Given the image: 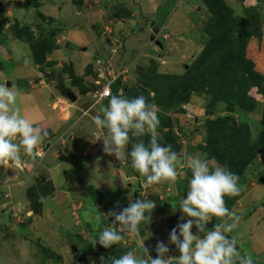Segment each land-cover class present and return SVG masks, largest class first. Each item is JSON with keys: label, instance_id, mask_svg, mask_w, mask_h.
<instances>
[{"label": "rangeland", "instance_id": "obj_1", "mask_svg": "<svg viewBox=\"0 0 264 264\" xmlns=\"http://www.w3.org/2000/svg\"><path fill=\"white\" fill-rule=\"evenodd\" d=\"M224 1L222 6L228 8L218 4L210 9L203 0H34L33 8L28 9V0H0V73H4L0 83L9 79L5 82L8 86L12 77L26 73V66L38 63L35 71L39 76L34 87H30L35 96L18 98L21 112L23 110L27 118L34 114L35 119L31 121L34 124L38 119L43 120V112L51 113L48 103L55 100L56 94L63 98L65 87L75 92L79 96V102L74 104L79 103V125L61 141L69 148V140L76 136L70 150L75 147L82 150L87 149L94 136L100 140L104 137L105 130L96 126L93 118L108 102L97 104L88 116L81 117L82 110L94 105L92 92L98 89L96 81L102 74L109 78V71L118 73L117 70L127 69L121 76L125 78L123 95L129 98L143 95L156 105L159 117L156 134L161 144L171 145L185 157L194 154L206 159L212 167H227L242 146L236 142L238 139H245L251 146L264 131V95L248 81L247 63L242 60L243 34L260 19V14L264 18L261 11L264 0ZM164 13L167 17L162 16ZM49 17L52 19H47ZM15 26L18 30L12 31ZM156 28L162 32L154 38ZM40 42L47 48L53 44L52 50L42 53L38 49ZM22 56L28 59L27 63ZM48 58L52 60L47 61ZM76 58L79 64L75 71L70 62L75 64ZM8 60L19 64V68L13 69ZM22 63H26L24 68ZM78 71L79 78L75 77ZM69 77L72 81H67ZM224 97L238 98V103L228 105ZM62 111L66 115L67 110ZM217 123L222 131L218 138L211 139L208 125L213 127ZM150 138L148 135L142 139L147 143ZM50 142L53 150L44 161L32 162L31 168L36 162L46 163L53 168V175L65 172L66 177L62 178L72 180L82 189L76 192L77 196L64 195L73 198L68 204L73 226H70V215L61 218V205L52 200L47 203L52 204L50 211L52 215L55 213L54 219L49 214L44 216V196H50L57 188L66 189L68 185L60 186L57 182L54 189L45 192L41 189L44 186L41 177L48 178L51 173L47 175L39 168L41 174L31 187L26 206L14 208L7 199L6 213L0 221V264H102V256L110 260L133 249L142 257L145 255L143 245L149 255L156 258L159 241L169 246L170 257L181 255L176 246L169 243V236L178 223L184 222L178 202L186 196L191 179V171L186 166L178 170L175 182L147 185L132 168L130 157L126 155L120 161L115 155H106L98 143L91 151L99 152L94 157L96 161L84 168L78 179L75 172H79V164L83 162L61 165L62 159L55 156L53 140ZM130 151L131 144L125 152ZM24 159L32 158L24 156ZM112 160L118 163L116 170L120 168L125 172L124 176L117 173L118 176L109 178L102 189L97 188L103 177L113 171ZM84 164L87 165L86 160ZM6 166L12 168L0 164V176L11 175L14 170L21 176L13 164ZM86 169H92L90 175L87 171L85 174ZM234 173L240 177V191L236 196H226L225 203L239 220L237 227L227 235L237 240L241 255L250 256L255 264H264V148L260 146ZM94 178L102 179L95 184ZM85 183H92L94 188L86 187ZM46 185L50 187L51 183ZM8 190L12 188H0V197ZM129 198L133 202L136 199L155 202L152 223L142 226L137 234H125L119 245L108 249L98 243L94 246L103 228L113 227L115 218L110 213L127 207ZM1 213L0 210V216ZM193 233L199 235L195 227ZM71 238L76 240L77 252Z\"/></svg>", "mask_w": 264, "mask_h": 264}, {"label": "clouds", "instance_id": "obj_2", "mask_svg": "<svg viewBox=\"0 0 264 264\" xmlns=\"http://www.w3.org/2000/svg\"><path fill=\"white\" fill-rule=\"evenodd\" d=\"M156 30L159 34L162 32L160 28ZM155 35L157 33L154 32V38ZM70 63L76 71L78 65ZM117 72L109 71V78L101 75L96 81L97 91L92 92L94 105L82 110L81 115L88 116L97 104L100 106L108 102L93 118L95 125L105 130L102 139L104 152L115 155L120 161L126 155L130 157L132 168L144 178L147 185L175 182L178 170L185 166L191 171V179L186 196L178 202V210L182 212L181 220L184 222L178 223L169 236V243L175 245L181 253L178 258L170 257L169 246L164 241H159L155 248L156 258H152L143 245L145 255L142 257H138L133 249L110 260L102 256V264H255L250 256L241 255L237 240L227 235L237 227L239 217L226 206L225 197L239 194V175L226 166L212 167L206 159L194 154L185 157L174 151L171 145L161 144L156 134L159 125L156 105L143 95L133 98L123 95L126 90L123 87L125 78L121 76L128 70ZM69 79L67 81H72L70 77ZM110 82L112 94L97 103L94 95ZM115 85L119 86L118 94L113 93ZM65 88V98L68 92L76 95ZM78 99L77 96V101L71 102L67 98L72 104L77 103ZM48 135L47 131L42 132L40 127L34 126L22 115L14 88L0 84V164L6 166L11 163L22 168L24 156L42 158L38 147ZM148 135L151 138L146 143L142 138ZM129 144L131 151L126 153ZM44 152L43 150L42 153ZM129 199L127 207L110 213L115 218L113 227L105 226L94 240V246L98 243L108 249L119 245L125 239V234H137L142 226L152 223L155 202L150 199H136L133 202ZM213 218H218L221 222L209 228ZM193 227L199 235L193 233Z\"/></svg>", "mask_w": 264, "mask_h": 264}, {"label": "crops", "instance_id": "obj_3", "mask_svg": "<svg viewBox=\"0 0 264 264\" xmlns=\"http://www.w3.org/2000/svg\"><path fill=\"white\" fill-rule=\"evenodd\" d=\"M261 11H263V13L262 12L261 13L264 14V9H262ZM260 32H261L260 33L261 37L259 38V40H256V38H255V40L257 41L256 42V48L257 49H253L252 51H250V57L254 63V67H253L254 73L256 75H260V76L264 77V23H262V25L260 27ZM22 57H23V60H26V63H27L28 59L26 57L24 58V56H22ZM9 58H12V57H9ZM19 58L21 60L20 55H19ZM76 59H77V61L75 63V66H77L79 64V61H78L79 59L78 58H76ZM48 60L51 61L52 58H48ZM17 61L20 62L18 59H17ZM8 62H9V64H11L13 69L19 68V64H17L16 62H13L10 60H8ZM26 63H22L21 67L24 68L25 67L24 64H26ZM33 64H32V67H31V65L29 67H27V66L25 67L26 73L23 74L22 76H20V77L14 76L12 78L10 77L11 80H13V81L10 82L8 84V86L9 87L11 86L14 88V90L18 94V98H21V96H23V99H28V98L35 96L34 91H31L30 87L31 86L34 87V82L36 81V77H37V75L39 76V74H36V71H35L36 69H38V66H36L35 64L33 65ZM60 64H61V62H59V65ZM0 66H2L1 61H0ZM4 71H6V70H4ZM3 76H4V73H0V79ZM76 76L77 77L79 76V71L76 73ZM21 77H24V78H22V81H20V79H19ZM8 80L9 79L2 80L0 84H5V82ZM15 81L17 82V84L15 85L16 87H14V85H13V82H15ZM63 84H64V82H63ZM46 86L49 87L48 85H46ZM56 96H57L56 98L53 97L55 99L53 102L48 103L49 110H51V113H48L44 109H41V111L42 110L45 111V112L42 111L43 112V117H42L43 120L39 121V119H38L35 124L33 123L34 126L40 127L42 129V132L44 130H47L48 133L50 132V134L44 138L43 142L38 147L39 153L42 154L43 150L45 151L43 154V157L41 159L37 157L36 159H31V160L30 159L26 160L23 157V167L17 168L14 166L21 173V176H19V177H18V171L17 170H14L11 173V175L0 176V188H2V187H7L8 189L12 188V191L8 190V191L4 192L2 197H0V210L2 212L1 213L2 216H0V221L3 220L2 219L3 214L6 213L5 207H6L7 199L11 201L14 208L18 209L21 206H26L25 205L27 203L26 200H28V196H29V192L31 191V187H33V185L35 184L37 176L39 174H41L39 172V168L41 169V171L43 173H46L47 175H48V173H51L50 177H48V178L40 176L41 178H43L42 180H43L44 186L46 183H51V187H53V185L56 186L57 182L59 184H61L60 186H62V185L64 186L65 184L68 185L66 189H64L63 187L57 188L54 192L52 190V194L50 196H44V199H43L44 216L47 217V215L49 214L50 217H52L54 219L55 213L52 215L51 211H50L51 210L50 207L52 204L47 203L48 200L49 201L52 200V203L56 202L57 204L61 205V209H62L61 216L62 217L61 216L60 217L63 218L65 215L68 214V215H70L69 218L71 219L72 214H70V210H69L71 205L68 206V204L73 202V198L71 197V199H69V198L64 197V195H65V193H67V194H70V196H72V195L77 196L76 192H79V189H81V188L77 185V183L76 184L72 183L71 182L72 180L63 179L62 177H63V175L65 176V174H64L65 172H63V174H57L56 173L57 175H55V173H54V175H53V173H52L53 168H51L48 164L43 163V162L42 163L36 162V166L34 168H31V166H32L31 164H32V162H34L37 159L43 160L44 158L47 157L48 152L50 150H53V146L50 142L51 140H53L54 147H55L54 149H56V152H55L56 155L55 156L59 159H62L61 165H63V164L69 165V163L76 164L79 161H81V162H83L85 160L87 161V165L84 164L83 168L81 170H79V172H75V175L78 174L76 176H78V179H79V175H81V172L82 173L84 172L83 171L84 168H87L88 165H90L96 161V159L94 157L99 152H94V153L92 152L91 153V151L95 150L94 146L98 145V143H99V146H102L101 149L104 148L103 140L102 139L100 140L97 136H94V139H92V141H90V143L86 147L87 149L79 150V147H75V149H73L72 151L70 150L71 145H73V141L75 139H77L76 136H73L72 139L69 140V144H70L69 148H66L65 146H63L64 145L63 139H65L64 136L68 135L70 132L74 131L75 128L77 127V125H79V115H78L79 103L77 104V106H75L74 104L70 103V101H68L67 98H65L64 96H63V98L59 97L58 94H56ZM78 102H79V99H78ZM55 105H58L59 107L56 109ZM62 110H65V111L67 110L66 115H64V112ZM26 113L28 114L29 112H26ZM22 115H24L26 117L23 110H22ZM86 116H84V117H86ZM33 117H34V114H32L28 119L30 121H33L35 119V117H34V119H33ZM81 117H83V116H81ZM72 120H73V122H72ZM61 140H63V141H61ZM99 140H100V142H98ZM94 142H97V143H94ZM44 145H47L46 148L43 147ZM91 155H93L92 158H91ZM106 155H108V154H106ZM110 158H111V156H110ZM114 160L116 161V159H114ZM114 160H112V162H113L112 167L114 168L112 172H109L106 177H103V179L101 178L102 180L97 179V178L93 179V181L96 180L95 184L101 180L97 184V188L102 189L103 188L102 186L105 184V182L109 178L111 179V178H115L118 176L117 173L122 177L124 176L125 172L122 169L119 168V171L116 170V169H118L117 168L118 163L115 164ZM4 167H8V166L4 165ZM8 168H12V166H9ZM86 171H87V169L85 170V174H86ZM87 172L90 175L92 172V169L88 170ZM56 177H57V179H54ZM59 178H62V180H59ZM12 179L16 180L17 182H10V180H12ZM66 181H69V184ZM89 181H91V180H89ZM85 184H86L85 185L86 187L94 188L93 185H90L92 183H89V184L85 183ZM81 186H83V185L81 184ZM85 186H83V187L85 188ZM52 189H54V188H52ZM68 189L70 191H68ZM77 189H78V191H77ZM104 190H105V188H104ZM20 191L22 193H20ZM102 192L104 193V191H102ZM23 193L25 194L26 197H24ZM99 194H101V193H99ZM46 203H47V205H46ZM73 207H75V206L73 205ZM29 217H30L29 220L32 221L31 216H29ZM59 222L61 224V221H59ZM75 224H77V222H75ZM62 225H63V223H62ZM70 226H73L72 219H71V225ZM72 235H75V233L72 232Z\"/></svg>", "mask_w": 264, "mask_h": 264}, {"label": "trees", "instance_id": "obj_4", "mask_svg": "<svg viewBox=\"0 0 264 264\" xmlns=\"http://www.w3.org/2000/svg\"><path fill=\"white\" fill-rule=\"evenodd\" d=\"M142 1L144 2V0H142ZM203 1H204L205 4H208V6H209L208 8H210V9H212L214 7H218V4H220L219 6H222V4L225 3L224 0H203ZM242 2L246 3V0H243ZM34 3H35L34 0H28V9L33 8L32 6H34ZM222 7L228 8L227 5L226 6H222ZM162 16L167 17V14L164 13ZM43 18H45V17H43ZM47 19H52V17H49ZM218 21H220L221 23L223 22V20L221 18H219ZM262 23H264V18L260 14V19H258L257 21H254L251 24L250 29L246 30L244 32V34H243V42H242L243 43L244 55L242 57V60L246 61V63H247V71L245 73V76L247 77L248 81L252 85L255 86L254 88L257 89L259 94H263L264 95V77H262L260 75H256L254 73V71H253L254 63H253V61H252V59L250 57V51H252L253 49H257L256 48V42H257L256 40H259V38L261 37L260 27H261ZM16 29H17V26L13 27L12 31H14ZM255 38H256V40H255ZM50 45H52V46H50ZM50 45H49L50 48H47V45L44 44V42H40V44H38V49L41 50V52L45 54L47 50L48 51L52 50L53 44H50ZM43 60H44V58H42L40 61L43 62ZM35 64H38V63L35 62ZM77 78H79V77H77ZM118 89H119V86L115 85L113 87V93L114 94H118ZM82 91H83L82 92L83 94L86 93L85 89H83ZM94 91H97V90H94ZM263 98H264V96H263ZM224 99H225L226 103L228 105H231V106H234V105H236L238 103V98H233L232 99L231 97H229V98L224 97ZM219 121L221 122L222 120H219ZM218 125H219V123H217L216 125H213V127L208 125V129H209L208 136H209V138L213 139L215 137L216 138L219 137V133H221L222 130H221V128L219 130ZM49 134H50V132H49ZM245 141H246L245 139L243 141L241 139H238L236 141L237 143H240V145L242 144V146L239 148L238 152H236L233 160H231L229 162V164H227L228 169H230L232 172H235L237 170V167H239L240 163H242L244 160L246 161V159H249L252 156H254L255 153L257 152V150H259L260 146L264 148V131H263V133H261L259 135L258 142H256L254 145L252 144L250 146L248 143H245ZM84 162L85 161H83V164H79L80 170L83 168ZM89 188H91V187H89ZM41 189L44 190V191L45 190H52V187L51 186L49 187V186L46 185V186H43ZM45 192H47V191H45ZM93 195H94V197L96 196L95 193ZM98 196H101V195L98 194ZM220 222L221 221L218 218H215V220L212 221L208 225V227L212 228L215 224L220 223ZM70 240H72V242L75 244L76 240H74V238H71Z\"/></svg>", "mask_w": 264, "mask_h": 264}, {"label": "built area", "instance_id": "obj_5", "mask_svg": "<svg viewBox=\"0 0 264 264\" xmlns=\"http://www.w3.org/2000/svg\"><path fill=\"white\" fill-rule=\"evenodd\" d=\"M111 83L112 82L107 83L99 92H96L94 97L97 98V103L110 97L112 94ZM41 155H43V153H40L39 156Z\"/></svg>", "mask_w": 264, "mask_h": 264}, {"label": "water", "instance_id": "obj_6", "mask_svg": "<svg viewBox=\"0 0 264 264\" xmlns=\"http://www.w3.org/2000/svg\"><path fill=\"white\" fill-rule=\"evenodd\" d=\"M155 33H158V30H155ZM66 96L71 102H76L77 101V96L74 93H72V92H68ZM73 249H74L75 252L77 251V247L75 246V244L73 245Z\"/></svg>", "mask_w": 264, "mask_h": 264}]
</instances>
